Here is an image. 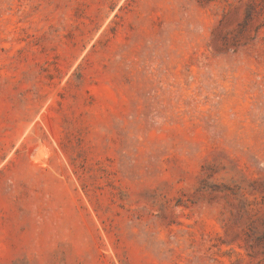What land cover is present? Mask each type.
Instances as JSON below:
<instances>
[{
	"label": "rangeland",
	"instance_id": "374dc122",
	"mask_svg": "<svg viewBox=\"0 0 264 264\" xmlns=\"http://www.w3.org/2000/svg\"><path fill=\"white\" fill-rule=\"evenodd\" d=\"M0 264H264V0H0Z\"/></svg>",
	"mask_w": 264,
	"mask_h": 264
}]
</instances>
